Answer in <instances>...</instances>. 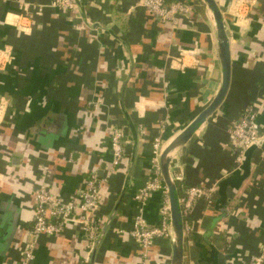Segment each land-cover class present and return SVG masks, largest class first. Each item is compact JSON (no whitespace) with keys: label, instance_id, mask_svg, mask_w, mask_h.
Instances as JSON below:
<instances>
[{"label":"crops","instance_id":"1","mask_svg":"<svg viewBox=\"0 0 264 264\" xmlns=\"http://www.w3.org/2000/svg\"><path fill=\"white\" fill-rule=\"evenodd\" d=\"M184 1L189 14L161 22L139 0H77L69 10L54 0H0V264H22L34 189L77 201L92 175L101 179L94 250L70 220L37 236L28 264H170L171 235L154 237L143 256L130 234L138 213L159 225L165 187L137 197L154 180V140L163 148L222 80L210 12L202 0ZM217 3L230 85L169 168L179 198L204 188L186 217L182 264H248L264 245V141L238 162L229 129L250 107L264 126V0ZM115 126L124 155L107 175Z\"/></svg>","mask_w":264,"mask_h":264},{"label":"built area","instance_id":"2","mask_svg":"<svg viewBox=\"0 0 264 264\" xmlns=\"http://www.w3.org/2000/svg\"><path fill=\"white\" fill-rule=\"evenodd\" d=\"M55 5L64 10L73 9L77 5V0H54ZM158 21H175L179 15L189 14L191 5L184 0H139ZM4 56L0 54V67L4 65ZM4 108L3 102H0V109ZM230 133L236 144L237 161L242 159L243 154L247 149L252 147L256 142L264 139V126H259L256 123V112L253 109H244L240 116L235 119L230 127ZM124 131L120 127H112L109 130V143L112 150V160L106 170L109 175L113 169L121 162L124 155ZM162 147L160 139L156 138L153 143V151L155 158V174L153 181H147L140 189L138 199H145L150 190L158 187H165L162 184V178L158 168V156ZM101 180V179H100ZM99 180V182H100ZM105 180V179H104ZM99 182L96 176L92 175L87 179L84 188L79 190L77 195L78 200H65L62 196L55 194L48 189L46 185H40L34 189V221L29 229V234L33 237L32 240L25 242L23 247L22 264H28L33 258L35 239L40 234H56L59 233L64 223L67 221H75L80 225L82 232L85 235L87 247L92 250L100 236L102 224L97 216L98 208L101 202V194L99 190ZM162 185V186H161ZM166 190V188H165ZM204 193L202 187H190L185 192V195L179 199L181 213L183 216L184 231L188 229L187 215L193 205L194 199ZM167 194V193H166ZM144 250L142 255H146V250L150 246L154 237L171 235L170 226V211L169 203L166 199L160 209L159 225H151L147 223L141 213L135 215L133 227L130 231ZM144 264V263H143ZM248 264H264V245L259 253L254 255Z\"/></svg>","mask_w":264,"mask_h":264},{"label":"water","instance_id":"3","mask_svg":"<svg viewBox=\"0 0 264 264\" xmlns=\"http://www.w3.org/2000/svg\"><path fill=\"white\" fill-rule=\"evenodd\" d=\"M210 12L213 20L217 55L221 66L222 80L221 85L213 99L208 103L179 133H177L160 151L158 156V168L166 188L167 199L170 211V226L172 232V252L170 264H182L183 262V243H184V225L181 213L179 194L177 186L170 173V162L174 153L180 149L198 129L206 118L216 111L223 102L230 85L231 76V54L230 37L222 11L217 0H202ZM264 139H259L252 147L262 145ZM102 170H99V174ZM98 242V240H97ZM96 242V244H97ZM95 244V246H96ZM94 246V248H95ZM94 250V249H93Z\"/></svg>","mask_w":264,"mask_h":264},{"label":"rangeland","instance_id":"4","mask_svg":"<svg viewBox=\"0 0 264 264\" xmlns=\"http://www.w3.org/2000/svg\"><path fill=\"white\" fill-rule=\"evenodd\" d=\"M256 123H257V119H256ZM258 124V123H257ZM259 125V124H258Z\"/></svg>","mask_w":264,"mask_h":264}]
</instances>
